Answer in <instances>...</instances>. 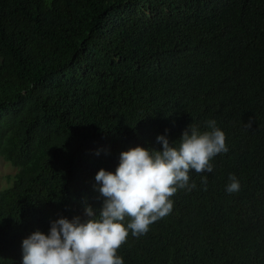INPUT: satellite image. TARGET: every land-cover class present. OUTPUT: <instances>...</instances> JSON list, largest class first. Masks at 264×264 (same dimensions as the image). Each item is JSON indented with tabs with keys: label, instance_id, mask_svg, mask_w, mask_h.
<instances>
[{
	"label": "trees",
	"instance_id": "obj_1",
	"mask_svg": "<svg viewBox=\"0 0 264 264\" xmlns=\"http://www.w3.org/2000/svg\"><path fill=\"white\" fill-rule=\"evenodd\" d=\"M208 120L228 152L147 233L129 230L124 264H264V0H0V156L17 168L0 264H22L23 239L52 221L98 214L95 176L122 151Z\"/></svg>",
	"mask_w": 264,
	"mask_h": 264
},
{
	"label": "clouds",
	"instance_id": "obj_2",
	"mask_svg": "<svg viewBox=\"0 0 264 264\" xmlns=\"http://www.w3.org/2000/svg\"><path fill=\"white\" fill-rule=\"evenodd\" d=\"M208 130L188 125L179 143L159 135L162 150L135 146L120 153L115 172L101 168L96 176L104 198L98 214L85 206L86 219L60 217L51 222L47 234L34 231L22 241V264H124L118 250L126 243L129 230L135 237L147 233L149 226L168 215L178 189L191 191V170L211 173L210 161L227 153L225 133L215 120L206 122ZM247 127L252 126L250 120ZM229 193L239 191L234 175L229 176ZM207 185V177L201 181ZM130 218L125 226V218Z\"/></svg>",
	"mask_w": 264,
	"mask_h": 264
},
{
	"label": "rangeland",
	"instance_id": "obj_3",
	"mask_svg": "<svg viewBox=\"0 0 264 264\" xmlns=\"http://www.w3.org/2000/svg\"><path fill=\"white\" fill-rule=\"evenodd\" d=\"M17 168L0 156V190L10 185Z\"/></svg>",
	"mask_w": 264,
	"mask_h": 264
}]
</instances>
